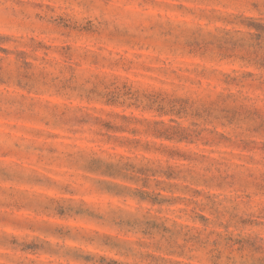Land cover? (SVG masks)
Instances as JSON below:
<instances>
[{
	"label": "clouds",
	"instance_id": "1",
	"mask_svg": "<svg viewBox=\"0 0 264 264\" xmlns=\"http://www.w3.org/2000/svg\"><path fill=\"white\" fill-rule=\"evenodd\" d=\"M85 261L264 264V0H0V264Z\"/></svg>",
	"mask_w": 264,
	"mask_h": 264
},
{
	"label": "rangeland",
	"instance_id": "2",
	"mask_svg": "<svg viewBox=\"0 0 264 264\" xmlns=\"http://www.w3.org/2000/svg\"><path fill=\"white\" fill-rule=\"evenodd\" d=\"M53 100L55 102L56 98H53ZM60 199L71 201L74 198L71 193H68L66 196L60 197ZM86 199H88L89 201L92 200V198H86ZM87 211H88L87 209H81L80 207L73 206L72 203H68L66 206L59 207L57 209V215L59 217L58 223L62 226L66 225L67 228H70L72 230H76V229H83L85 231L98 230L99 226L95 221H93L91 218L87 216H82V212L86 213ZM65 216L68 217L67 220L64 219ZM61 231H64V228H61ZM105 242L107 244L115 243L113 240L107 237H105ZM73 254L77 256L80 255V253L76 252L75 250ZM85 264H87V261H85Z\"/></svg>",
	"mask_w": 264,
	"mask_h": 264
}]
</instances>
